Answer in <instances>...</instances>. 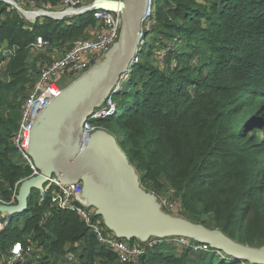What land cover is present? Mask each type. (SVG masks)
<instances>
[{
	"label": "trees",
	"instance_id": "obj_1",
	"mask_svg": "<svg viewBox=\"0 0 264 264\" xmlns=\"http://www.w3.org/2000/svg\"><path fill=\"white\" fill-rule=\"evenodd\" d=\"M36 1L57 9L64 0ZM156 2H160L155 10L159 27L166 28L167 38L180 33L183 39L184 46L172 48L167 59L171 64L175 58L177 67L164 72L149 62L136 65L132 82L137 77L134 71H140L142 86L134 102L122 116L117 111L99 122L114 119L123 125L126 153L142 173V184L155 182L158 190L164 182L170 184L188 214L211 213L224 234L264 246V0ZM164 2L167 6L161 7ZM3 3L0 48L8 44L17 49L5 67L9 82H0V89L7 88L12 96L36 82L32 71L38 69L37 61L31 64V59L38 36L50 46L74 43L95 25L91 13L64 27L53 19L31 21ZM190 86L194 93L189 92ZM22 104L12 98L6 114L0 103V190L7 201L16 184L32 175L11 143L19 129ZM239 123L243 127L238 131ZM52 199L51 188L29 195L27 211L11 216L0 231L3 254L8 255L12 244L20 241L25 247L33 244L34 250L17 264H62L69 253L80 264H121L76 211L62 209ZM255 221L260 235L250 237L245 231ZM141 245L145 253L129 264H264L226 253L221 257L212 246L209 253L199 249L201 256L196 259L191 253L197 248L174 253L166 252L164 243Z\"/></svg>",
	"mask_w": 264,
	"mask_h": 264
},
{
	"label": "water",
	"instance_id": "obj_2",
	"mask_svg": "<svg viewBox=\"0 0 264 264\" xmlns=\"http://www.w3.org/2000/svg\"><path fill=\"white\" fill-rule=\"evenodd\" d=\"M149 3L150 0H124L119 4L121 13L123 10L125 12L119 41L122 44L124 34L127 32L125 47L110 56L111 60L107 66H96L70 84L42 116L33 133L31 153L34 152L40 158L38 154L42 148L49 155V160L43 159L42 167L37 165L41 172L40 176L30 178L22 184L18 197L19 206L27 204L33 183L42 190L47 179L55 175L66 184L83 183V195L88 206L91 204L93 207L96 206L98 215L103 217L108 228L120 238L128 240L136 237L146 242L152 237L179 236L210 244L218 248V251L239 259L264 263V247L243 246L221 231L173 218L164 213L158 199L142 186L137 169L124 150L117 146L113 136L105 131H97L88 135L87 140L84 128L89 117L115 93L123 75L129 70L132 60L137 55L143 20L148 12ZM123 6L127 9H123ZM89 75L90 79L94 80L87 86ZM80 88L81 91L75 98L71 97L68 105L63 104L68 100L67 96ZM45 119L48 120V124L54 122L51 126L54 128L52 130L54 136H51L48 125L38 131L39 124ZM119 185H123L130 196L114 199L109 190L117 193ZM122 201L124 203L120 204ZM154 201L160 204L159 208L156 209ZM125 204L129 205L131 212H126V218L121 219L120 216L125 210L121 205Z\"/></svg>",
	"mask_w": 264,
	"mask_h": 264
},
{
	"label": "built area",
	"instance_id": "obj_3",
	"mask_svg": "<svg viewBox=\"0 0 264 264\" xmlns=\"http://www.w3.org/2000/svg\"><path fill=\"white\" fill-rule=\"evenodd\" d=\"M1 1L15 7L23 17L31 21L44 19L50 16L56 20H60L67 17L71 18L77 15L91 13L96 20L106 24L108 30L99 33L93 38L75 41L63 57L57 59L49 68L42 71L41 84L37 85L34 89V93L28 97L27 101L24 103L19 129L12 135L11 143L16 147L19 156L30 166L32 175L20 180L16 184V189L13 191L11 200H0V231L5 229L9 224L11 216L23 214L28 209L27 204L19 206L18 197L20 189L18 186H21L30 178L41 175V172L37 168V164L31 157L32 138L36 126L47 108H49V106L64 92V90L59 91L56 88L54 89L57 81L65 73H80L85 75L98 66V64L112 51L122 31V19L119 4L123 3L124 0H87L84 4H82V1L84 0H64L60 4V8L57 9H54L50 4H40L36 0ZM155 2L156 0H150L149 9L143 22L149 17L151 18V16L156 15L154 10ZM52 9L54 10L52 11ZM54 14H63V16H54ZM144 32L147 34L148 30H144L143 28L142 34H144ZM46 46L49 47L50 45L42 36H38L32 43V51H37ZM16 49V46L11 47L8 44H4L0 48V59H3L5 67L11 56L16 52ZM141 50L142 45L140 44L138 52ZM136 56L132 60L131 65L137 61ZM47 84L48 86H46ZM51 90H54L53 93L55 95H50L48 97L49 100L47 101L46 94ZM115 94L116 93L107 98L106 102L100 106L101 110L98 114H95V112L99 107L95 109L93 114L89 117V121L85 125V128L89 127V123L92 120L106 119L117 113L118 104L114 100ZM49 181L50 183H48ZM45 185L46 186L42 188V191L45 193L51 188V194L53 195L52 201H58L57 204L62 209L76 211L85 223L90 226L98 242L106 249L116 254L121 264H129L145 253L146 248L141 245L143 243H130L127 239L112 234L111 231H108V229L105 228L101 220L96 219V215L88 206L87 200L81 198V195L84 193V189L82 188L83 184L81 182L66 184L56 176H52L47 179ZM168 237H155L154 241H152V239H154L152 238L148 240L147 243L150 246H154L159 243H164L165 238ZM33 250V244L25 247L20 241H17L10 247L6 260L8 261V264L24 262L27 257L33 254ZM65 258L70 264H80L79 259L71 253L67 254Z\"/></svg>",
	"mask_w": 264,
	"mask_h": 264
},
{
	"label": "rangeland",
	"instance_id": "obj_4",
	"mask_svg": "<svg viewBox=\"0 0 264 264\" xmlns=\"http://www.w3.org/2000/svg\"><path fill=\"white\" fill-rule=\"evenodd\" d=\"M207 1H210V0H207ZM212 1H219V0H212ZM85 2H87V0L82 1V4H84ZM0 3H1V5L4 4L3 1H1V0H0ZM159 3L160 2H158V3L155 2L154 10H156V12H157V8L160 7V5H158ZM173 5L175 8L176 5L175 4H173ZM166 6H167V4L165 2L161 5V7H166ZM165 9H167V8H165ZM53 10L54 9H52V11ZM122 14H123V16H122ZM80 17L81 16L77 15V16L71 17V18L67 17L64 19L56 20L55 18L50 16V17L44 18V21L46 19L47 20L53 19L55 21L60 22V25H62L64 27V26H69V25L76 23V21H78V19ZM157 17H158V14L155 16H151V18L149 17L145 22H143L144 30H148L147 34H145V32H144V34L142 35L141 40H140V44L142 45V48L144 49V51L138 52V55L136 56L137 61L133 65L130 66V68H129L130 71H127L123 75V77L119 83L118 88H116L117 92H115L116 94H115L114 100L118 104L119 117L122 116V114L134 102L135 97H136L137 88L142 86V74L140 71H138V72L134 71V73L137 75V77H136L135 83L132 82L133 69L136 65L143 63V61H144V63L149 62L151 67H154V68L159 69L160 71H164V72H168L169 69L177 67L178 61L175 58H173L171 64H169L167 62V59L169 56V52L172 50V48H174V47L182 48V46H184L183 39L181 38L180 33H176L172 39H168L167 35H166V33H167L166 28L165 27H159L160 23H159ZM121 19H122L121 23L123 26V20L125 19L124 10H123V13H121ZM169 20L170 21L172 20L171 16L169 17ZM156 29L160 30V32L157 33ZM107 30H108V27L106 24L101 23L100 21L95 19V25L87 28L84 36L80 39V41L84 40V39L93 38L96 35H98L99 33H102V32L107 31ZM118 41H119V39H118ZM72 44H73L72 42H70V43L69 42H67V43H63V42L59 43L58 42V43H53L49 47L46 46V47L38 49L37 51H34L35 54H34V56H32L31 64H33L35 61H37V68L38 69L32 71V79H33V81H36V82L35 83L31 82V83L27 84L26 89L24 91L18 92L17 94L14 93L13 96H12L13 92H10L7 88L0 89V99H1L0 103L2 105L1 107H3V109H4V113H6V114L8 113V108H9L8 103L13 98L15 100V103H17V105H19V106L23 102L22 107H19L20 108L19 109L20 118L22 117L24 103L27 101L28 97H30L34 93V89L37 87V85L41 84V82H42V71L49 68L57 59L63 57L67 53L66 51H68L72 47ZM120 46L121 45H120V41H119L118 44L112 50V52L108 55V57L103 59L98 64V67H100L102 65L107 66L111 60L110 56L117 54V52H118L117 50H119ZM150 50H151V53H149ZM159 57H161V58L159 59ZM195 63H196V61H194V64ZM82 76L83 75L80 73H65L57 81L54 89L56 88L59 91H63L70 84H72L73 82H75L76 80L81 78ZM90 78H91V76L89 75L87 77V86L89 85L90 82H92L94 80V79L91 80ZM4 80L9 82V77L5 72V64H3V59H0V82H5ZM46 86H48V84ZM193 87L194 86H190V89H189L190 93L195 92ZM81 89L82 88L75 90L74 92L72 91L73 94L72 95L70 94L69 96H67L66 98H68V100H65V102H63V104L68 105V103L71 101L70 100L71 97L73 96L75 98V96L77 95V93H79L81 91ZM84 89H86V88H83V90ZM53 92H54V90H51L50 92H48L46 94L47 101L49 100L48 97L50 95H55ZM57 107H59V106H57ZM100 110H101V108L99 107L96 110L95 114H98ZM48 120H49V118H48ZM48 120L45 119V120L41 121V123L38 126V131L40 129H42L43 126L48 125L47 128H48L49 132L52 133L51 136L52 135L54 136V133L52 131L54 128L51 127L54 122L52 124H48ZM45 121H46V125H45ZM99 121H100L99 119L92 120L89 123V127L85 128V133L90 135V134H93L97 131H105L114 137L113 139H115L117 146H120L124 150V152L126 153V147L124 144V138L126 135V130L123 127V125H121V123L118 120L115 121L114 119H110L104 123H101ZM59 123H60V121H59ZM242 127H243V125H241V123H239V124H237L236 129L239 131L242 129ZM250 133H253V131ZM47 135L50 136L49 133H47ZM88 139H89V136L87 135V140ZM45 148H47V147H45ZM45 154H46V150H43L42 148H40V151L38 154L40 158H38L34 154V152H32L31 157L37 165L42 167L43 166L42 160L44 159L43 155H45ZM127 156H128V154H127ZM18 159L22 164L25 163L21 157H19ZM129 160H130V158H129ZM133 165L137 169V171L140 175L141 182H142V173L138 170L135 163ZM53 177H55V175H53ZM48 183H50V181ZM21 186H20V189H21ZM142 186L144 187V189L147 192L152 193L156 197V199H158V201L160 202V204L162 206V211L164 213H166L167 215H169L170 217L184 219L190 223L202 225V226L207 227L209 229L218 230V231L222 232L220 227H217L213 214H211V213H209V214H191V215L188 214L184 209V207H185L184 202L182 201V199H179L177 194L174 193L173 187L170 184L164 182V186L161 190H158L155 182H151L150 185H146L143 183ZM82 188L84 189V185H82ZM36 189H39L41 191L40 187L38 185H36L35 183H33L30 187L29 195L35 194ZM101 195H102V193H101ZM103 196L106 199L104 194H103ZM2 199H4V196H3L2 190H0V200H2ZM122 203H124V202L122 201L120 204H122ZM121 206L125 210H124V212H122L120 218L125 219L126 218L125 213L131 212V210H129V205H127V204L121 205ZM158 206L160 207L159 203H158ZM89 207L95 213V215L97 217L98 208H96V206L93 207L92 204ZM99 217H100L99 219L103 222L104 221L103 217L101 215ZM10 222L11 221H9V223ZM258 225L259 224L256 221L252 222V226H250L248 228V230H246L245 232L250 237H258L260 235V233L258 232ZM19 227L22 228L23 223H20ZM111 232H112V234H115L114 231L111 230ZM225 235H227V234L225 233ZM228 237H230V236H228ZM175 238H176L175 240L172 237L170 239L165 238L164 245L166 246V248L164 250L166 252L179 253V252H181V250L186 249V248H197L196 250L192 251V253H191V255H193L196 259L201 256V252H198L199 249H207L206 250L207 253L212 252L210 244L201 243L198 241H194L192 239L189 240L187 238H179V237H175ZM231 239L238 244H241L243 246L250 247V248L251 247L252 248L264 247V246L259 247V246L254 245V244L253 245L246 244V243H243V242L236 240L234 238H231ZM154 240H155V238L152 239V241H154ZM142 242L143 241H141L138 238H137V240H135V243H142ZM146 242H148V241H146ZM215 249L217 250V248H215ZM0 253H1L0 264H8V261L6 260L8 255L3 254V252L1 250H0ZM217 253L220 254L221 257L223 255L227 256L224 252L221 253V251H217ZM228 259L234 260V259H238V258L233 259V258L228 257ZM21 263H23V262H21ZM15 264H17V263H15ZM62 264H70V262L66 258H63Z\"/></svg>",
	"mask_w": 264,
	"mask_h": 264
},
{
	"label": "bare ground",
	"instance_id": "obj_5",
	"mask_svg": "<svg viewBox=\"0 0 264 264\" xmlns=\"http://www.w3.org/2000/svg\"><path fill=\"white\" fill-rule=\"evenodd\" d=\"M123 9H127L126 8V6H123ZM148 9V8H147ZM147 11V10H146ZM129 12H130V10H129ZM54 16H59V17H62L63 16V14H54ZM142 33H141V36H140V39H141V37H142ZM124 40H123V42H122V44H120L121 46H120V48H123V47H125V45H126V41H127V32L124 34V38H123ZM120 48H119V50H120ZM119 50H117V51H119ZM115 92H117L116 90H115ZM48 109V108H47ZM46 112V111H45ZM44 115V114H43ZM43 158H44V160H49V155H47V154H45V155H43ZM112 191H110L109 190V193L111 194V195H113L114 196V199H120V198H123V196H130V194L126 191V189L123 187V185H119L118 186V191H117V193H111ZM81 198L83 199V200H87L85 197H84V195H81ZM155 203H156V209L157 208H159V206H158V203H157V201H154ZM160 205V204H159ZM159 213V212H158ZM160 214V213H159ZM164 215V214H163ZM175 237H179V236H175ZM218 249V248H217ZM236 258H238V257H236Z\"/></svg>",
	"mask_w": 264,
	"mask_h": 264
}]
</instances>
